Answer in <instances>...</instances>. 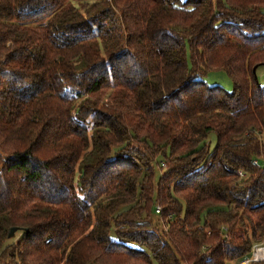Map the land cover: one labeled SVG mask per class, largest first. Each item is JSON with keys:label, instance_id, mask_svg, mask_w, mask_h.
I'll use <instances>...</instances> for the list:
<instances>
[{"label": "trees", "instance_id": "obj_1", "mask_svg": "<svg viewBox=\"0 0 264 264\" xmlns=\"http://www.w3.org/2000/svg\"><path fill=\"white\" fill-rule=\"evenodd\" d=\"M261 66L264 0H0V264H242Z\"/></svg>", "mask_w": 264, "mask_h": 264}, {"label": "rangeland", "instance_id": "obj_2", "mask_svg": "<svg viewBox=\"0 0 264 264\" xmlns=\"http://www.w3.org/2000/svg\"><path fill=\"white\" fill-rule=\"evenodd\" d=\"M180 1L183 3V2H186L187 0H180ZM257 79L259 80V82L262 85H264V66H261L258 69ZM204 80L209 86H219V87H222L223 89H225L227 92H230V93L233 91L232 81H231L230 77L228 76V74L224 71L209 72L205 76ZM216 141H217L216 135L212 134L209 138V141H207V144L209 145L211 150H213V148L215 147Z\"/></svg>", "mask_w": 264, "mask_h": 264}, {"label": "built area", "instance_id": "obj_3", "mask_svg": "<svg viewBox=\"0 0 264 264\" xmlns=\"http://www.w3.org/2000/svg\"><path fill=\"white\" fill-rule=\"evenodd\" d=\"M161 211V207L157 206V212L160 213ZM243 262L246 264L264 262V242L254 244L251 254Z\"/></svg>", "mask_w": 264, "mask_h": 264}, {"label": "water", "instance_id": "obj_4", "mask_svg": "<svg viewBox=\"0 0 264 264\" xmlns=\"http://www.w3.org/2000/svg\"><path fill=\"white\" fill-rule=\"evenodd\" d=\"M254 73H256V69L254 70ZM17 232V229H12L10 233V238H13ZM242 264H246L245 262H242Z\"/></svg>", "mask_w": 264, "mask_h": 264}]
</instances>
